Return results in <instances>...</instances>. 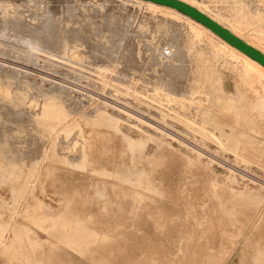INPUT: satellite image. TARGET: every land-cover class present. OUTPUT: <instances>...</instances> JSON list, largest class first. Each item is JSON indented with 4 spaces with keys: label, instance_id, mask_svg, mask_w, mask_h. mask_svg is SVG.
<instances>
[{
    "label": "rangeland",
    "instance_id": "obj_1",
    "mask_svg": "<svg viewBox=\"0 0 264 264\" xmlns=\"http://www.w3.org/2000/svg\"><path fill=\"white\" fill-rule=\"evenodd\" d=\"M32 1L37 2L32 5ZM40 1L41 3L38 4ZM40 1L0 0V18L2 17L0 19V23L2 22L0 24V63H2L0 64V87L9 90L7 95L0 92V113L6 110L7 117L11 116L8 119L6 116H0V120L7 123L10 122L9 120H13L14 128L11 131L12 135L7 137L3 134L2 136V141H4L3 143L0 142V147H2L0 150L4 148L5 153L1 151L0 156L2 154L5 160L0 159V162H15L20 158L21 160L17 161H20L21 164L26 163V161L28 164H34L38 160L37 156H40L39 159L42 158L41 153L47 143L41 141L45 139L41 138L39 133H35V131L30 133V130H35L32 129L34 126L37 127L36 114L42 111L46 99H52L58 104H62L64 112L66 110L65 113L71 112L72 115L76 116L79 113L78 117H90L88 116L90 112L93 118L94 115L95 117L99 116L100 109L106 110L112 117H120L123 132L132 135L137 140L130 142L124 139L122 132L115 128L112 123L107 122L106 124L105 121L95 123L94 120L81 118L80 123L85 134L89 137H96L95 143L99 150L97 149L98 152L95 155L99 156L100 162L90 161L89 164L84 165L59 163V168L55 173H44L38 177L26 204L23 206L24 188L19 183H25L30 178H34L32 165L28 166L31 169L25 166L28 169L17 170L12 175H6L0 171V229H3L5 224L11 223L16 210L21 211V214L16 217L17 222L26 225L29 229L21 228V226L11 228L9 236L10 239L14 238L12 246L8 252L5 251V248L1 249L0 264H174L171 261L177 262V264H264V262L256 260V252L264 248V151L258 154V158L246 165L243 162L237 163L235 156L231 153L220 154L221 156L210 154L209 156L207 152L210 149L207 150L208 148L201 145L202 148L201 150L198 149L199 152L203 153V150L205 152L203 153L204 156H199L200 161L197 159L198 153L189 148V145L194 146L192 145L194 142L192 143L186 135L183 136L182 133L175 131L179 137L176 135V138L170 139L149 126L152 122V124H157L152 119L148 120L150 119L148 116L155 118L157 115L159 117L158 110L157 113H155L156 109L154 110V108L146 110L147 107L143 102L137 105L136 102L138 101L132 95L131 99L130 94L125 90L129 83L126 81L128 79L120 78V72L123 71L125 62L132 58V55L133 59L137 60L136 62L139 64L142 62L137 68L140 71L143 68L144 72L141 73L148 70L152 71L153 67L156 71L161 68L154 57L155 53L159 52L158 49H164V43L160 41V38L154 37L153 42L156 47L155 44H152L153 49L152 46L149 49L150 44L148 43L151 42L153 36H151L150 41L146 39L145 31L148 30L147 28L150 31L154 28L152 32H156V36L162 32L168 34L163 27L165 24L170 28L175 39L182 40L183 37L185 40L192 35L196 43L201 46L214 45L215 48H218L220 45L217 40L210 34L198 30H196L198 31L196 35L190 24L183 18L150 10L145 4L135 0ZM196 1L225 19L232 18L230 16L231 10L236 8L239 3L237 0ZM253 1L260 3V0ZM93 5L97 7H93ZM89 7L93 10L90 11ZM95 9L99 11L97 12ZM29 11L31 12L29 13ZM89 13L90 15L93 14L90 16L93 22H90ZM33 14L35 15L33 16ZM36 14L37 17L35 18ZM47 15L48 17L51 16L52 19L60 20H54V23L55 21L60 23L59 28L64 26L69 29V32L75 31L72 34L79 36V40L70 33L67 40L69 39L68 43L71 46L67 44V49L74 46L72 49L78 50L82 58L69 57L64 54L67 53L66 47L60 48V43L64 42L65 33L62 38L63 41L60 40V43L59 37L56 36V39L53 40V42H57L55 46V42L53 44L50 39L48 41L47 38H43L45 37L44 30L42 29L40 32L38 20L41 22ZM30 16L33 17L30 18ZM114 16H117L118 19L115 20ZM3 18L7 19L8 22ZM103 18L104 23H102ZM88 19L89 23L87 22ZM98 20L99 23H97ZM29 21L34 26L36 25L39 30L37 33L36 27L33 28ZM105 21L106 24L110 23V25L105 27ZM158 21L161 22L158 23ZM92 23L94 24L93 27L89 25ZM121 23L128 26L125 28L126 32ZM255 23L254 27L257 25L258 28H264V23L258 21ZM1 25L4 30H2ZM55 25L57 24L55 23ZM101 25L104 26L101 28ZM144 27L146 28L144 29ZM80 28L82 31L84 29L85 33L81 34L82 37L79 33H82ZM157 28H161V30L158 29L157 32ZM93 29L96 30V33ZM103 29H106V32ZM142 30L143 34L142 32L139 33ZM176 30L178 31L176 32ZM107 31H109L108 34ZM110 31L113 35L110 34ZM103 32L104 35H102ZM244 33H248L247 35H250L255 42L260 41L258 34L250 28H244ZM35 34L37 35L35 36ZM95 34L97 41L101 39L102 43L104 39H108L105 34L112 35V39L110 37L104 44L107 46L105 47L111 58L109 55L108 57L100 56L101 59H98L99 56L96 59L93 57L92 43L96 42ZM98 36H100L99 39ZM41 38L45 40L42 41ZM73 39L76 40L73 41ZM72 41L75 43L74 45ZM90 41L91 43H89ZM170 41L166 44L171 45ZM117 42L120 49L117 47ZM57 44L60 45L57 46ZM109 44L117 47L115 51H113L112 46L111 49L113 50L110 51ZM26 46L28 48L23 52L22 49ZM55 48L57 49L55 50ZM120 52L123 55H119ZM34 53L35 56H33ZM112 53L113 55L117 54V57L115 55L116 60ZM127 53L128 57L126 58ZM142 53L144 54L142 55ZM23 54H26V56L24 55L26 59ZM28 56L33 58L30 60ZM144 58L146 61H143ZM83 63L86 65L84 66ZM143 63L146 64V67ZM148 67L150 69H147ZM132 69L128 68L125 72L127 74L124 76H129ZM205 89L210 91V88ZM4 104H7V107ZM135 117L143 119L144 123L137 126L134 121ZM157 117L155 119H159ZM17 119L18 123H15ZM22 121L24 127H22ZM20 123L21 125H16ZM176 127L180 130L183 129L180 125ZM162 128L166 130V126ZM19 129L21 131H18ZM77 135L78 131L75 129L70 136L61 135L57 139L58 144L56 143L59 155L69 157L68 159L74 161V164L79 162V157L75 150H70L69 147L73 142L71 136L76 137ZM142 135L146 136L144 143L138 140V137ZM147 135L153 136L150 138ZM160 139L169 140L172 144L160 146ZM260 139L263 140L264 145V136H261ZM36 141L37 145L31 144V142L36 143ZM32 146H37L34 147L36 150H33ZM12 148H17V151ZM39 148L42 150L40 151ZM9 149L13 151L11 150V152ZM14 151L16 152L13 153ZM10 153L14 159L9 158L12 157ZM31 155L33 156L28 157ZM210 159H214V161L210 162ZM124 164L129 165L131 180L119 183L118 187L123 189L127 196L120 195L116 198L113 196L115 176L102 174L98 170L106 168L112 171L115 166L121 167ZM53 175L61 179L57 185L51 184V176ZM139 179L142 181L140 184L137 183ZM8 184L11 186L8 187ZM136 190L145 195V198L134 203L132 196ZM98 191L103 192V195L98 194ZM64 222L85 227L84 231L80 232L82 236L75 237L72 231L64 236L58 230V226ZM94 231H96L97 238L87 243L89 234ZM37 234L42 238H47L48 241L35 244L33 237ZM99 241L103 242L104 245L98 246ZM83 242L87 246L82 245Z\"/></svg>",
    "mask_w": 264,
    "mask_h": 264
},
{
    "label": "bare ground",
    "instance_id": "obj_2",
    "mask_svg": "<svg viewBox=\"0 0 264 264\" xmlns=\"http://www.w3.org/2000/svg\"><path fill=\"white\" fill-rule=\"evenodd\" d=\"M38 1H40V0H38ZM135 1L145 4L148 7V9H150V10H153L156 12H161L163 14H169V15H172L174 17L176 16L177 18L178 17L183 18L186 22H188L190 24L191 28L196 32V35L198 34V31L206 32V33L210 34L211 37L216 39L220 45V47H218V48H215L214 45L211 46L210 44H209L210 46H206V45L201 46V45L196 43V40L194 39V37L192 35H190V37H188V38L184 37L185 40H183V37H182V40L175 39L174 38L175 36H172L170 28H168V26L165 24L163 27H165L164 29L167 30L168 34H166V33L164 34V32H162L163 34L158 33V36H156L155 35L156 32L155 33L152 32L154 30V28H152V31H150L149 28H147L148 30L145 31L146 39L148 41H150V39H152L151 36H153V39L151 40V42H149V43L147 42L148 44H150L149 45L150 47L147 45L149 47V49H151V46L153 49V45L155 44L153 42V40H155L154 37L160 38V41L162 43H164V49L163 48H162V50L158 49L159 52L157 51L158 53L157 54L155 53V57H154V59L157 60L159 67H161V68L157 69V71H156V69L153 67L152 71L148 70L145 73H141V72H144L143 68L140 67V68H142V71L138 70L137 68H139V65L142 64V62H140V64L138 62H136L137 60L135 61L133 59V55L131 54L132 58H130L128 61L125 62V67L123 68V71H122L124 73L120 72L121 74L120 73L119 74L121 75V77H120L121 79H123V80L128 79L126 81H128L129 83L127 82L128 86L126 85L127 89H125V90L128 94H130V97L132 95L134 97V99H136L138 101V102H136L137 105H138V103L143 102L147 107L146 110H148L149 108H152V109L154 108V110L156 109L155 113H157V110H158L159 117H157V115H156V117L159 119H155L156 117L153 118L151 116H148L150 118L148 120L152 119V120L156 121L157 124L156 123L152 124L153 123L152 122L149 126L153 127L156 131L161 132L163 134V136H166L170 139L176 138V135H177V137H179L178 136L179 134H177L179 132L182 133L183 136L186 135V137L189 138L190 141H192V143L194 142L192 144L194 146L189 145V148L191 150H193L194 152L198 153L197 159H199V160H200L199 156H202V155L204 156L203 153L205 152L203 150V153H201L198 150L199 148L201 150V148H202L201 145H202V146L208 148L207 150L210 149V151L207 152L209 154V156H210V154H214L216 156H221L220 154L227 155L228 153H231L235 156V161L237 163L243 162L246 165L250 164L251 161H253L254 159L259 157L258 154L260 152L264 151V145L262 143L263 140L260 139L261 136H264V65H262L260 62L253 59L252 57H250L249 55H247L243 51L239 50L235 46L228 43L226 40L221 38L219 35H217L215 32H213L210 28L206 27L205 25H203L199 21L193 19L189 15H187V14H185V13H183V12H181V11L171 7V6L155 3V2L149 1V0H135ZM185 1L197 6L198 8L203 10L204 12L208 13L213 18H215L217 21H219L220 23L224 24L225 26L230 28L232 31H234L237 35L241 36L246 41H248L249 43L258 47L259 49H261L264 52V28H258L257 25H256V27H254V25L256 24L255 22H257V21L264 23V0H260L259 4L253 0H249V1L248 0H237L239 3L237 4L236 8L231 10V13H230V16L232 17L231 19H225L222 16L209 11V9H207L205 6L197 3L196 0H185ZM32 2H33L32 5H35L34 3H36L37 1L36 2L32 1ZM40 3H41V1L38 4H40ZM94 5H93V7H97ZM98 8H99V6H98ZM89 10L92 11L93 9L91 10L89 7ZM95 10L97 11V9H95ZM30 12L31 11H29V13ZM48 12H50V11H48ZM2 14H3V12H2ZM34 15L35 14H33V16ZM92 15L93 14L90 15V13H89L88 17L90 18V16H92ZM33 16H30V18ZM36 17H37V14H36L35 18ZM104 18H103L102 23H104ZM116 18L118 19L117 16L115 17V20H116ZM3 19L5 21L7 20L5 18H3ZM12 19L14 20L15 18L13 17ZM12 19H11V21H12ZM16 19H17V17H16ZM40 19H41V17H40ZM55 19H52L51 16L48 17V15H47L41 22H40V20H38V22H39L38 28L40 26V29H39L40 32L42 31V29L44 30L43 32L45 34V37H43V38H47V40L50 39L51 42H53V40L56 39V36H58L59 37L58 41L60 43V40H62L63 34L65 33L64 34V42L60 43L62 46V47L60 46V48L64 49V47H66L65 51L67 50V53H64V54H66L69 57H80V58H82L80 56L81 53H79L78 50L75 51L72 49L74 46H72L70 49H67L68 46L70 45L68 43L69 39L67 40V37L70 36V33L72 34V32H75V31L69 32V29L65 28L64 26H61V28H59L60 23H57L55 21V23L57 24V25H55V23H54ZM98 19H99V17H98ZM56 20H59V19H56ZM94 20H95V18H94ZM105 20H106V18H105ZM113 20H114V18H113ZM64 21L66 22L65 19H64ZM67 21H68V19H67ZM106 21H105V24H106ZM119 21H118V23H119ZM6 22H8V21H6ZM29 22H27V23H29ZM63 22H62V24H63ZM87 22L89 23V19ZM90 22H93V20L91 21V18H90ZM159 22H161V21H158V23ZM252 22H254L255 24ZM97 23H99V20L97 21ZM102 23H100V24H102ZM165 23H167V22L165 21ZM6 24H8V23H6ZM22 24H24V23H22ZM30 24L33 25V28L36 27V25L34 26L33 23L30 22ZM95 24H96V22H95ZM116 24H117V22H116ZM63 25H65V24H63ZM84 25H86V24L84 23ZM89 25H92V27H93L94 24L92 23ZM89 25L87 27L88 31L90 28ZM96 25H98V24H96ZM109 25H110V23L106 24L105 27L109 26ZM117 25H116V27H117ZM158 25L159 24H157V26ZM31 26H29V27H31ZM103 26L101 25V28ZM111 26H112V24H111ZM119 26H120V23H119ZM122 26L125 29L127 25L125 26L124 24H122ZM1 27H2V25H1ZM92 27H91V29H92ZM159 27H160V25H159ZM247 27L250 28L251 30L255 31L258 34V37L260 40L258 43L255 42L250 35H247L248 33L247 34L244 33V28H247ZM5 28H6V26H5ZM38 28L36 27V29H37L36 33L39 31ZM120 28H121V26H120ZM140 28H142V27H140ZM145 28L146 27H144V29ZM175 28H176V26H175ZM80 29L82 31V28H80ZM95 29H96V27H95ZM158 29L159 28L156 29L157 32H158ZM164 29H162V31ZM172 29H173V27H172ZM2 30H4V28ZM74 30H75V28H74ZM103 30H105V32H106V29H103ZM159 30H161V28ZM196 30H198V31H196ZM245 30H247V29H245ZM30 31H31V29H30ZM93 31H94V29H93ZM124 31L126 32V29ZM177 31L178 30H176V32ZM140 32H142V34H143V30L139 31V33ZM79 33H80V37H82L81 34H85L84 29H83L82 33L81 32H79ZM90 33H92V32L90 31ZM97 33H98V31H97ZM108 33H109V31H107V34ZM173 33H174V30H173ZM39 34H38V36H39ZM107 34H105L106 38L110 39V37H111V39H112L113 33L110 31V34H112L111 36H108ZM137 34H138V31H137ZM137 34H136V37H137ZM142 34H139V35L142 36ZM13 35H14V33H13ZM36 35L37 34H35V36ZM88 35H91V34H88ZM102 35H104V32ZM179 35H180V32H179ZM42 36H44V35H42ZM73 37L74 38L76 37V39H77L79 36L77 37L74 34ZM32 38H34V37H32ZM71 38H72V36H71ZM86 38H87V36H86ZM89 38L91 39V37H89ZM96 38H97V35H96L95 39ZM99 38H100V36H98V39ZM144 38L142 39L143 41H144ZM76 39H73V41ZM108 39H104V41L102 40L103 43L101 42V39L99 41H97V39H96V42L92 43V49H93L92 53L94 52L93 57H95V59L97 56H99L98 59H101L100 56L108 57L109 51L106 49L107 46L106 45H105L106 47L104 46L105 42H107L106 40H108ZM41 40L43 41L45 39L41 38ZM78 40H79V38H78ZM22 41H24V40H22ZM48 41H47V43H48ZM73 41H72V43H73ZM160 41H157V42L160 43ZM168 41L171 42V45L166 44V42H168ZM14 42H16V41H14ZM54 42H55V44H54ZM54 42H53V44L55 46L57 42L56 41H54ZM92 42H93V40H92ZM111 42H112V40H111ZM253 42H255V43H253ZM43 43H45V42H43ZM89 43H91V41ZM112 43H114V41ZM144 43L146 44V41ZM28 44H29V42H28ZM67 44H68V46H67ZM74 44L75 43H73V45ZM76 44H78V42H76ZM24 45H26V44H24ZM45 45L47 46L46 43H45ZM59 45L57 44V46H59ZM134 45H136V44H134ZM51 46H52V44H51ZM109 46H110V44H109ZM111 46H110V51L113 50V49H111ZM28 47H29V45H28ZM28 47L26 46V48H23V49L21 48V49H22V51L23 50L25 51V49H27ZM117 47H118V42H117ZM155 47H156V44H155ZM30 48H31V46H30ZM57 48H55V50ZM112 48H114L113 51H115L116 48L113 46H112ZM159 48H160V46H159ZM52 49H53V47H52ZM90 49H91V47H90ZM118 49H120V48L118 47ZM156 50H157V48H156ZM143 51H144V49H143ZM6 52L8 53L7 50H6ZM9 52H10V50H9ZM90 53H91V51H90ZM128 53L130 54V52H128ZM128 53H127L126 58L128 57ZM121 54L122 53L120 52L119 55H121ZM136 54H138V52H136ZM143 54L144 53H142V55ZM153 54H154V52H153ZM24 55L26 56V54H23V57H25ZM60 55H61V53H60ZM115 55L117 57V54L113 55V53H112V56H114V59H115ZM119 55H118V57H119ZM33 56H35V53ZM150 56H152V55H150ZM129 57H131V56H129ZM137 57H138V55H137ZM145 57L148 58V56H145ZM29 58L31 60L33 57H29ZM109 58H111L110 55H109ZM139 58H140V56H139ZM25 59H26V57H25ZM59 59H57V60H59ZM95 59H93V60H95ZM140 59H142V58H140ZM62 60H64V59H62ZM72 60H73V58H72ZM75 60H77V58H75ZM60 61H61V59H60ZM143 61H146V59L144 58ZM147 61H149V59H147ZM153 61L155 62V60H153ZM77 62H79V61H77ZM91 62H93V61H91ZM99 62H100V60H99ZM154 62H152V63H154ZM0 64H2V63H0ZM81 64L82 63L80 61V66H81ZM118 64H119V61H118ZM58 65H60V64H58ZM83 65H84V63H83ZM115 65H117V64H115ZM143 65H144V63H143ZM90 66H91V64H90ZM155 66H157V65H155ZM134 67H136V68L132 69ZM55 68H56V66H55ZM94 68H97V67H94ZM128 68L132 69V71L133 70H135V71H133V72L131 71L130 74L128 72L129 76L126 75L127 76L126 77L124 75L127 74L125 72H127ZM147 69H150V68L148 67ZM99 70H100V68H99ZM82 74H83V72L81 73V75ZM193 84H195V85L193 86ZM205 88H210V91H207ZM0 92L4 93L6 95L9 94V90L4 89L2 87H0ZM111 94H113V93L111 92ZM131 99H132V97H131ZM127 101H129V100L127 99ZM4 105L7 107V104H4ZM61 105L58 104L57 102L53 101L52 99H49V100L46 99L44 101L43 107L41 109L42 111H40L39 114H36L37 115L36 118L34 117L35 119H37L38 125H37V127L32 126L33 128L32 127L31 128L35 129V130H32V131L30 130V133L31 132L33 133L34 131H35V133H39L38 135H40L41 138L45 139V140H41V139L40 140L42 142L45 141L47 143V146L44 145V149L41 153L42 158L39 159L40 156L39 157L37 156L38 160H36L34 162V164H31V163L28 164L27 161H26L27 164L26 163L21 164L20 161L19 162L17 161L20 159L18 157H17L18 159L16 161L14 160L15 162H9V161L0 162V171L6 175H12L17 170L20 171V170L24 169L25 166L28 167V166L32 165V169L34 172V178H30V180H28V182L19 183V185H22L24 188L23 189L22 206L26 204L28 196L30 195L32 188L35 185L36 180H38V177L44 173H46V174L55 173V171L59 168V163H62L64 165L65 164L66 165H70V164H72V165H78V164L84 165V164H89L90 161L100 162V160L98 159L99 156L95 155V153L98 152V150H99L98 145L95 143L96 137H89L87 134H85V132L81 126V123H80L82 120L81 118H83V120H94L95 123H98L101 121H105L106 124H107V122L112 123L115 128L119 129L122 132V136L124 139L129 140L130 142L137 140L132 135H130L126 132H123L120 117L114 118L106 110L100 109L101 112L97 111L99 113V116H97V117H95V115H94V117L92 118L90 115L91 114L90 112L88 115L90 117H83V116L78 117L79 113L77 114V116L72 115L73 113H71V112L65 113L66 110L64 112V109ZM134 105H135V103H134ZM1 108H3V106H1ZM4 110H5V108H4ZM11 110H12V108H11ZM8 111H9V109H8ZM5 112H6V110H5ZM5 112L1 111L0 116H2V117L6 116V118L8 119L9 116L7 117V114ZM15 112H17V111H15ZM19 114H18V116L21 117L20 115H22L24 113L22 111V114H20V115ZM87 114H88V112H87ZM140 114H142V113H140ZM12 115H13V113H12ZM153 115H154V113H153ZM19 117H18V119H19ZM12 118H13V116H12ZM16 118H17V115H16ZM18 119L15 123H18ZM22 119H23V117L21 118V120ZM35 119H34V122L36 124L37 122L35 121ZM9 121L10 122L7 123L4 121L2 122V120H0V135H1L0 142L2 141L3 134L7 137H8V135H12L11 131L14 130L13 120H9ZM134 121H135L137 126L138 125L141 126L140 124L144 123L143 119H140L137 117L134 118ZM131 123H133L132 120H131ZM166 123L169 124L170 126L167 125ZM16 125H21V123L16 124ZM33 125H34V123H33ZM178 125L182 126L183 129H181V130L178 129L176 127ZM163 126L164 127L166 126V130L164 128H162ZM22 127H24V122H23ZM140 128H142V127H140ZM169 128H171L172 130H170ZM17 129H18V127H17ZM75 129H77L78 135L76 137L71 136L73 142H72L71 147H69V148H70V150H75V152L77 153V156L79 157V159H78V157L76 156L78 161H79V162L77 161L78 163L76 162L77 164H74L73 163L74 161H71L70 159H68L69 157L67 158V157L60 156L58 153V150H57V144H58L57 139H59L61 135H63L64 137L70 136L72 134L73 130H75ZM108 129H109V127H108ZM18 131H21V130L19 129ZM18 131H15V132H18ZM175 131H178V132L175 133ZM22 133H24V132H22ZM139 133L143 134L141 131H139ZM17 134H19V133H17ZM24 135H22V136H24ZM27 135H28V133H27ZM32 135L34 136V134H32ZM35 135H37V134H35ZM152 136L153 135H147V137H150V138H152ZM34 137L36 138V136H34ZM15 138H16V136H15ZM30 138H31V134H30ZM25 139H29V138H25ZM10 140H12V139H10ZM37 140H39V139H37ZM138 140H140L141 143H144V141L146 140V136L142 135L141 137H138ZM3 141L1 143H3ZM42 142H40V143H42ZM78 143H80V145H78ZM31 144L37 145V141H36V143L31 142ZM165 144H172V143L169 140L160 139L159 145L163 146ZM210 144L213 146H211ZM32 147H33V150H36V149H34L35 146H32ZM204 147H203V149H204ZM0 148H2V147H0ZM28 148H27V150H29ZM206 148H205V150H206ZM16 149H13V150H16ZM31 149H30V151H31ZM39 149H40V151L42 150L41 148H39ZM1 151H3V153H5L4 148H3V150H0V152ZM16 151H14L13 153H15ZM207 153H206V155H207ZM18 154H19V152H18ZM28 154H29V152H28ZM30 154H32V153H30ZM10 155H11V153H10ZM2 156L3 155L1 154L0 159H4V157H2ZM11 156L12 157H9L10 159L13 158V155H11ZM32 156L33 155L28 156V157H32ZM20 157H22V156H20ZM15 159H16V157H15ZM25 160H27L26 157H25ZM213 161H214V159H210V162H213ZM27 167L25 169H28V168L31 169V167H28V168ZM235 170H237V169H235ZM98 172L105 174V175H112L113 177L115 176L117 183L116 182L113 183V196H115L116 198L119 197L120 195L127 196V193L123 192L124 190L120 189L118 187V185H119V183H123L124 181H130L131 180L130 179L131 170L129 168V165L124 164L121 167L115 166V168L112 171L107 170L105 168V169L98 170ZM51 177H52L51 178V184H53V185H57V183H59L61 181V179H59V177H56L55 175H53ZM141 182H142L141 179H139L137 181V183H139V184ZM9 186H11V185L8 184V187ZM98 194L103 195V192L98 191ZM144 198H145V195H143L140 191L136 190L135 192H133L132 200L134 203L136 201L140 202ZM10 202H12V201H10ZM20 214H21V211L16 210L15 215H14L11 223H9L8 225L5 224V227L3 229H0V251L2 248H5L6 252L10 251V248L12 246V241L14 239V238L10 239V236H9V232H10L11 228H14L16 226H21V228L28 229V227L26 225L19 224L17 222L16 217L19 216ZM150 216H153V215L150 214ZM84 229H85V227H82L81 225L80 226L77 224L71 225L67 222L61 223L58 226V230L62 234H64V236H67L68 232L72 231V233L75 237H81L82 235L80 234V232L84 231ZM83 237H84V235H83ZM88 237H89V240L87 241V243L90 240L96 239L97 238L96 231L91 232ZM47 241H48L47 238H42L38 234L34 235V237H33V242L35 244H42V243L47 242ZM82 245L87 246V244H85L84 242L82 243ZM102 245H104V243L99 241L98 246H102ZM256 254H257L256 260L258 262H264V248L259 249L256 252ZM171 263L177 264V262H174V261H171Z\"/></svg>",
    "mask_w": 264,
    "mask_h": 264
},
{
    "label": "water",
    "instance_id": "obj_3",
    "mask_svg": "<svg viewBox=\"0 0 264 264\" xmlns=\"http://www.w3.org/2000/svg\"><path fill=\"white\" fill-rule=\"evenodd\" d=\"M155 3L171 6L193 19L199 21L206 27L210 28L213 32L226 40L231 45L235 46L239 50L243 51L253 59L264 65V52L258 47L246 41L241 36L237 35L230 28L217 21L208 13L204 12L197 6L185 1V0H149Z\"/></svg>",
    "mask_w": 264,
    "mask_h": 264
}]
</instances>
